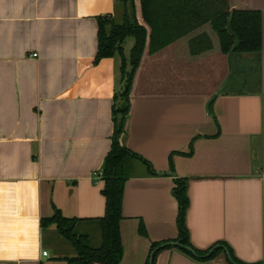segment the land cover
Masks as SVG:
<instances>
[{
  "label": "crops",
  "instance_id": "obj_1",
  "mask_svg": "<svg viewBox=\"0 0 264 264\" xmlns=\"http://www.w3.org/2000/svg\"><path fill=\"white\" fill-rule=\"evenodd\" d=\"M115 1L0 0V264H67L74 250L41 221L55 208L90 242L104 215L98 173L122 84L117 58L92 62L97 18L113 15ZM228 6L260 13L258 55L229 57L209 94L130 100L123 145L157 176L125 183L120 264H146L151 243L178 238L180 179L192 248L223 244L240 264H264V0ZM155 264L229 263L225 254L200 262L175 247Z\"/></svg>",
  "mask_w": 264,
  "mask_h": 264
},
{
  "label": "trees",
  "instance_id": "obj_2",
  "mask_svg": "<svg viewBox=\"0 0 264 264\" xmlns=\"http://www.w3.org/2000/svg\"><path fill=\"white\" fill-rule=\"evenodd\" d=\"M118 10L122 13L119 22ZM261 35L260 13L230 10L228 0H116L113 15L97 18V52L92 65L119 58L122 85L113 96L111 146L101 167L105 204L104 215L96 219L99 247L91 248L88 237L75 232L77 221L64 218L55 208L51 218L41 221L42 228L54 225L74 250L76 255L66 259L67 264H120L125 183L131 178L157 176L147 162L123 145L130 100L167 93L209 94L226 75L229 57L260 53ZM128 38L133 39V46L126 56L123 44ZM173 195L178 204V238L174 242L180 246L176 249L200 262L225 254L229 264H240L226 245L203 252L192 248L184 225L186 180H175ZM138 235L147 238L142 222ZM165 243H151L150 254ZM174 248L160 249L146 264H155L161 251Z\"/></svg>",
  "mask_w": 264,
  "mask_h": 264
},
{
  "label": "rangeland",
  "instance_id": "obj_3",
  "mask_svg": "<svg viewBox=\"0 0 264 264\" xmlns=\"http://www.w3.org/2000/svg\"><path fill=\"white\" fill-rule=\"evenodd\" d=\"M116 15H117L116 21L119 22L120 19H121V15H122L121 11L118 10ZM132 46H133V39H131V38L126 39L124 44H123V49L125 51V55L126 56H129V51L132 48ZM117 61L119 62V58H117ZM127 70L129 72L130 68H128ZM230 83H231V80H230ZM99 231L100 230L97 227H96L95 231H92V234H91V237H90V242H89V246L91 248H98L99 245H100L101 236H100V232Z\"/></svg>",
  "mask_w": 264,
  "mask_h": 264
},
{
  "label": "water",
  "instance_id": "obj_4",
  "mask_svg": "<svg viewBox=\"0 0 264 264\" xmlns=\"http://www.w3.org/2000/svg\"><path fill=\"white\" fill-rule=\"evenodd\" d=\"M168 246H170V247H179L180 245H179V243H177V242H169V243H165V244L161 245L160 247L156 248L155 250H153V251L151 252L150 257H149V258H150V261H151L153 255H154L157 251H159V250L162 249V248L168 247ZM191 253L194 255V253H193L192 251H191Z\"/></svg>",
  "mask_w": 264,
  "mask_h": 264
},
{
  "label": "built area",
  "instance_id": "obj_5",
  "mask_svg": "<svg viewBox=\"0 0 264 264\" xmlns=\"http://www.w3.org/2000/svg\"><path fill=\"white\" fill-rule=\"evenodd\" d=\"M33 57H36V55H33ZM101 171L98 173V179L101 178ZM262 181L264 182V170L261 173ZM43 256H46V253H43Z\"/></svg>",
  "mask_w": 264,
  "mask_h": 264
}]
</instances>
